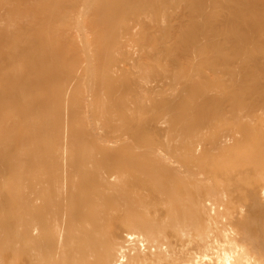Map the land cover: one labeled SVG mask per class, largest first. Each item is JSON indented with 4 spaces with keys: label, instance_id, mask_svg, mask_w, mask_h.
<instances>
[{
    "label": "bare ground",
    "instance_id": "bare-ground-1",
    "mask_svg": "<svg viewBox=\"0 0 264 264\" xmlns=\"http://www.w3.org/2000/svg\"><path fill=\"white\" fill-rule=\"evenodd\" d=\"M65 1L60 4L59 0H7L0 5V104H3L7 118L0 121L5 126L0 127V133L3 132L0 152L6 153L3 161L0 157V167L6 165L4 170L0 169V211L10 198L20 197L24 203L21 204L23 208L19 206L21 220L15 217L17 221L13 225L5 226L10 223L6 214L9 207L4 205L7 210L0 212L8 217L7 223H3L5 216H0L3 219L0 224V264H264V178L260 182L264 170L263 174L259 173L264 168L257 170L260 168L255 164L258 160L252 156L264 150V0H163L166 6H159L166 7L168 20L163 19L161 25L167 23L169 34L174 33L170 43L180 40L178 45H173L179 46L175 53V47L166 41L169 36L165 28L167 32H158L157 39L156 34L152 35L151 39L156 40H150V37L148 42L145 40L148 45L145 42L141 45L143 41L139 43L146 50L137 52L136 42L141 41L139 39L151 28L146 23L148 30L144 26V32L141 31L143 22L138 21L145 10L140 12L141 15H138L139 11H143L145 5L149 7V0L147 3L143 0V7L140 0H136L140 3L138 6L131 3L132 0L117 1L128 7L132 4V9L126 6L124 9L121 4L117 7L116 0L111 4L107 3L110 0ZM154 1L157 3L158 0ZM154 1L151 3L156 5ZM81 2L84 6H79ZM104 5V11H100ZM116 7V10L123 7L128 14L132 10L133 16L129 15L132 19L125 17L132 23L118 22L125 14L122 15L123 10L116 16L111 11ZM96 9L106 17L103 13V17L98 15ZM106 9L110 10L108 14ZM144 9L149 10L146 6ZM158 9L153 10L152 19L150 17L151 20L156 17V22ZM65 13L73 24L80 19L82 25L87 19L80 26L81 33L79 26L72 24L79 35L74 33L73 37H68L66 34L65 37L60 31L64 41L75 36L82 40L83 35L82 41L73 39L82 47L80 44L79 47L68 46L71 39L67 46L66 41L58 46L61 39L58 20L64 23L66 19H60L67 18ZM110 13L117 17L118 23L109 17ZM160 13L163 15L164 11ZM73 15L76 19L80 17L74 21ZM135 15L141 24L137 27L141 32H138L141 36L145 34L141 37L136 32L138 41H133L136 34L130 31L136 23L133 21ZM106 21L114 24H111L113 28L110 26L112 29H108ZM156 22H153L154 26L160 30L162 27ZM120 23L122 32L129 31L135 36L130 34L136 48L132 44L121 47L123 42L118 43L127 38L124 37L127 33L122 35L113 30L120 28ZM154 26L152 30H156ZM152 30H149L150 34ZM118 33L123 38L120 36V39ZM92 35L96 41H92L95 40ZM159 38L166 42L162 39L160 44ZM125 40L124 43L129 39ZM164 42L174 49L167 48ZM62 44L63 54L59 48ZM151 45L157 46L152 47L157 53L153 58L157 60L151 58L156 65L150 59ZM162 45L170 50L167 52L171 57L178 56L175 58H179V68H182L178 69L182 72L175 70L174 67L179 65L175 58L166 57V61H171L167 62L168 66L165 61L164 65L162 61L159 63V58L166 56L162 53ZM74 46L83 51L79 49L81 52H78L76 48V53L69 52V56L79 55L72 62L67 60L64 52L69 54V49ZM129 46L137 51L130 47L127 52H136L131 56H139L132 59L130 54L126 55L131 63L124 62L129 66L122 70L121 60L119 63L117 53L112 49L126 51ZM178 49L181 51L177 52ZM113 52L116 54L114 59ZM158 52L163 56L158 57ZM115 62L121 66L118 70ZM161 63L169 74L160 72L163 69ZM169 64L174 70L168 68ZM52 70H58L52 74L53 78H58L56 83L50 77ZM150 70L156 74L150 76ZM52 81L56 84L54 88ZM50 82L53 89L48 90L51 93L48 94L40 84L47 87ZM175 83L178 86L171 87L181 90V93L177 91L180 97L176 91L173 95L169 88ZM39 87L42 91L37 89ZM170 89L171 93L168 92ZM165 91L170 94L164 96ZM173 96H178V105ZM49 101L52 103L50 108L47 106ZM6 121H9L8 127ZM178 121H182V125H175ZM185 131L189 135L180 137ZM36 137H41L44 143L48 141L47 146L42 145L40 149L41 144L37 146L35 142L41 140ZM159 137L164 139L158 141ZM14 147L18 151L15 154L20 155L26 150L29 161L34 157V149L35 152L40 149L39 153L44 156L40 159L49 163L38 170L39 173H36L37 169L32 171L37 175L34 183H27V174L24 176L21 172L22 177L7 175L11 171L9 162L13 164L16 160H8L14 153L11 154L10 149ZM213 151L225 156L224 161L230 156L234 165L225 161L222 168L215 166L217 171L210 169L212 174L216 172L213 176L210 175L211 167H206L211 163L209 159V163L208 160L202 162L206 165H202L201 171V167H197V164L201 165L199 159L214 156ZM7 152L11 154L8 157ZM240 152L244 155L243 158L239 156L242 160L250 154L255 160L250 162L247 158L249 166L244 162L248 166L244 165V170L253 168L250 165L254 164V170L259 167L256 172L244 173L241 164V168L239 164L236 167L235 159L238 161ZM30 168L34 169L33 166ZM196 168L200 170L196 171ZM200 171L198 174L204 173L200 176L202 179L192 178ZM206 171L210 176L205 174ZM190 178L198 185L200 180L209 183L212 179V183L208 187H197ZM219 178L224 180L220 181L221 186L227 185L226 200L216 198L217 190H222L221 186L217 189ZM225 186L219 193L223 197ZM214 199H219L217 203H220L217 205ZM8 205L12 208L14 204ZM193 233L198 236L192 237Z\"/></svg>",
    "mask_w": 264,
    "mask_h": 264
},
{
    "label": "rangeland",
    "instance_id": "rangeland-1",
    "mask_svg": "<svg viewBox=\"0 0 264 264\" xmlns=\"http://www.w3.org/2000/svg\"><path fill=\"white\" fill-rule=\"evenodd\" d=\"M1 1H3V3H2ZM5 1H7V0H0V5H1V6L4 5V4L6 3ZM61 1H62V0H59V3H60ZM64 1H65V0H64ZM66 1H68V0H66ZM66 1H65V2H66ZM85 1L88 2V0H85ZM85 1H84V2H85ZM97 1H98V0H97ZM105 1H106V0H105ZM105 1H104V2H105ZM108 1H109V0H108ZM111 1H112V0H110V2H107V1H106V2H107L108 4H111ZM117 1L123 3L124 0H116V3H114V4H115V5L117 4V5H116L117 7H118L119 4L123 5L122 3H119V2H117ZM129 1H130V0H129ZM141 1H143V0H140V2H141ZM147 1H148V0H147ZM153 1H154V0H153ZM84 2H83V3H84ZM104 2H103V3H104ZM106 2H105V3H106ZM127 2H128V0H127ZM133 2H134V3H133ZM138 2H139V1H138ZM143 2H144V1H143ZM143 2H142V5H141L142 7H143V4H145L146 0H145L144 3H143ZM154 2H155V1H154ZM158 2H159V3H158ZM62 3H63V2H62ZM83 3L81 2L79 6H82V5L84 6ZM99 3H102V1L99 2ZM131 3H133V4L135 5V4L137 3V1H136V0H134V1L132 0ZM146 3H147V2H146ZM148 3L150 4L149 7H147V5H145L146 8L149 9V10H147L148 12L146 11V9H144V8H145V6H144V7H143V11H139L138 15H141L142 13H140V12H144V10H145V12H147L148 14L146 13V15H145V14H144L145 12H144L143 15H142L143 19H142V17L140 18V19H142V20H140V19L138 18L139 16L137 17L139 22H140V21L143 22V24H142L143 26L140 24L141 22L138 23V21H136L135 18H136L137 15L134 16V19H135V20H133V21H134V22L136 21V23L133 22L135 25L132 27V30H130V31H133L132 33H133L134 35L136 34V37H135L132 33H129V31L126 32V31L124 30V31L122 32V30H123V29H122V26H123V25H121V24H122L123 22H125V21H126L125 23H127V24H125V25H129L130 23H132L131 21H129V20L132 19L131 16H129V15L131 14V15L133 16L134 13H133L132 10H131V13L128 14L127 12H125L124 9H127V8H128V9H132L134 6L132 7V4H131V6L129 5V7H128V5H125V6L127 7V8H125V6L123 5V6H124V9H123V7H121L122 10H121V9H120V10H116L117 7L115 8L116 12H115V10H111V11H114V13H116V16H117V15H121L123 10H124V13H123L122 15H124V14L126 15V16H125V15L122 16V17H124V18L121 17L122 19H124V21H122L121 18L119 19V20H121V21L118 20V22H122V23L119 24L121 27L119 26L120 28H117V30L113 29V30L116 31V32L119 31L120 34H121V32H122V35L124 34V32L127 33V34H126L127 36L124 34V37H127V38H124L123 40H124V41H126L125 39H129V40H128L127 42H125V43H124V41H121V40L119 41V40H118V35H119V38H120V36H121L119 33H118V35L116 36L117 40L119 41V42H118V41L116 40V42H118V43H120V42L122 43V42H123V44L121 45V47H126V46L131 45V44L133 45L132 38L135 37V39H133V41H136V40H137L136 38L139 39V37H138L137 34H138L139 32H141V31H143L142 28H143V29L146 28V29L148 30L147 25L150 26L151 28H150V27H149V28L152 30V26L155 25L153 22H156V20H155L156 17H155V19L151 20V19H152V11L154 10V11L156 12V10L158 9L157 6L159 7V9H158V11H157L156 14H157V16L159 17V19L157 20L156 23H157V24L159 23V26H160L161 23H164V22H162L163 19L168 20L167 17H166V16H167V15H166V14H167L166 7H164L165 9H163V8H161V7H163V6H159L160 4L166 6V4H164L165 1L163 2V0H158L157 3L155 2L157 6H156L155 4H152L153 2L151 3V0H149ZM60 4H61V3H60ZM87 4H88V3H87ZM114 4H112V5L115 6ZM124 4H126V1H125ZM127 4H128V3H127ZM129 4H130V3H129ZM76 5H77V4H76ZM136 5H137V6L140 5V3H139V4L137 3ZM1 6H0V8H1ZM60 6H61V5H60ZM79 6H77V7L80 8ZM85 6H86V4H85ZM99 6H100V5H99ZM113 6H110V5L108 6V5H106L107 8H109V7L111 8V7H113ZM81 8H82V7H81ZM85 8H87V6H86ZM102 8H103V9H102ZM119 8H120V7H119ZM119 8H118V9H119ZM156 8H157V9H156ZM83 9H84V8H83ZM83 9H82V11H83ZM88 9H89V8H88ZM88 9H87V10H88ZM101 9H102V10H101ZM104 9H105V5H104L103 7L100 8V11H104ZM111 9H112V8H111ZM0 10H1V9H0ZM96 10L99 12V9H96ZM106 10L108 11L109 9H106ZM106 10H105V11H106ZM82 11H81V12H82ZM128 11H129V10H128ZM133 11H134V10H133ZM149 11H150V12H149ZM161 11H162V12L164 11V13H163L164 16L160 13ZM84 12H86V11H84ZM88 12H89V10H88ZM88 12H87V13H88ZM109 12H110V10H109L108 12H106V13L108 14ZM119 12H120L121 14H117V13H119ZM134 12H135V11H134ZM155 12H154V13H155ZM158 12H159L160 14H159ZM89 13H90V12H89ZM101 13H103V12H101ZM101 13L99 12L98 15L102 16ZM112 13H113V12H112ZM154 13H153V17H154V15H155ZM62 14H64V13H62ZM65 14H66V13H65ZM82 14H83V13H82ZM103 14H104V13H103ZM110 14H111V13H110ZM136 14H137V12H136ZM150 14H151V15H150ZM104 15H105V14H104ZM144 15H145L146 17H144ZM60 16H61V15H60ZM63 16H64V15H63ZM69 16H71V15H69ZM73 16H74V15H73ZM75 16H76V14H75ZM75 16H74V18H75ZM78 16H79V15H78ZM116 16H115V15L113 16V14H111L109 17L113 19V22H114V20H116V23H118V22H117V17H116ZM127 16H128V17H127ZM66 17H67V18H64V19L61 18V19H60V20H65V19H66L64 23H62V21L60 22V21L58 20V22L61 24L60 27H59V25L57 26V28H59V29H57V30H59L58 33H60V31H61L62 33L65 34V37H67L68 34H69L68 37H71V36L73 37V36H74V33H75V35H79V34L81 33L80 26H82L83 23L85 22V20H87V19L85 18L84 21H83V23L81 22L82 25L79 23V22H80V21H79L80 19L78 20V23H79L80 25L77 23V21L74 23V24H76L77 26H79V29H78V27H77L78 31L80 32V33H79L78 31L75 32L76 28L74 29V26H76V25H74L72 22H70V21H71V20H70L71 17H68L67 14H66ZM79 17H80V16H79ZM79 17H78V18H79ZM102 17H103V16H102ZM104 17H106V15H105ZM109 17H108V18H109ZM125 17H127V19L129 18L128 22H127V19H126ZM147 17H148L149 19H148ZM150 17H151V19H150ZM163 17H166V18H163ZM74 18H73V19H74ZM78 18H77V19H78ZM88 18L92 19V18L89 17V16H88ZM77 19L75 18L74 21L77 20ZM90 19H89V20H90ZM104 19H105V18H104ZM112 19H111V22H112ZM160 19H161V21H160ZM105 20L109 21L110 19H109V20H108V19H105ZM74 21H73V22H74ZM107 21H106V23H107ZM147 21H148V22H147ZM152 21H153V22H152ZM69 22H70L71 24H70ZM89 22H90V21H89ZM89 22H88V23H89ZM109 22H110V21H109ZM109 22L107 23V24L109 25L108 29L110 28V26H111V24H112V23L109 24ZM166 22H167V21H166ZM166 22H165V23H166ZM85 23H86V22H85ZM90 23H91V22H90ZM116 23H115V24H116ZM137 23H138V24H137ZM146 23H147V25H144V24H146ZM149 23H150V25H149ZM65 24H66V25H65ZM72 24H73L74 26H72ZM123 24H124V23H123ZM64 25H65V26H64ZM112 25H114V24H112ZM136 25H138V26H136ZM140 25H141V27H140V28H141V29H140L141 31H139V29H138ZM130 26H131V25H130ZM144 26H145V28H144ZM105 27H107L106 24H105ZM111 27H112V26H111ZM115 27H118V25H117V26L115 25ZM115 27H114V28H115ZM134 27H136V28H134ZM137 27H138V28H137ZM154 27H155V28H154ZM154 27H153V29H156V30H152L153 33H151V34H150L151 31H149L150 29H149L148 31L145 30V31H147V32H145V33L148 34V36H147V34H146V36L144 37L145 39L142 37V36L145 35V34H142V36H141V34L139 33L140 36H141L142 38L139 39V40H141V41H138V40H137L138 42H136V43H138V45L140 46V49H139V46L136 45V43H134V44L137 46V48H136V46L133 45V47H135L138 51H137V50H133V47H132V46H129V49H128V48H127V49L125 48L126 51L123 49V50L125 51L126 54L122 56V53H123L124 51L121 50V48H120V50H117L118 52L116 51L115 48H114L115 50L112 49L113 51H115V52L117 53V58H118L119 60H118L116 57H115V59H117V60L119 61V63H120V60H121V64H120V65H121L122 67L119 65V63L116 64L117 61L115 60V61H116V62H115L116 66H117V65L119 66V67H115V69L117 68L116 70H118L120 67H121V69L123 68L124 70H125V69L127 70V68H128L129 65L127 66L126 63H128V62L131 61V60H128V58L126 57V55L128 56V54H130V57H131L132 59H133V58H136L137 56H139L138 53H137L138 55L131 56L133 53L131 54V53H128L129 51L127 52V50H131L130 47H132V50H133V51H137V52H139V50H141L140 52H143V51L146 50V49H144L143 47H141V45L144 44L145 40L149 39V37H150V40L155 39V38L151 39L155 34H156V39H157V38L159 37L158 32H160V34H162V32H163L162 30H164L163 28H165V30H166V29H167V30L169 29L167 23H166V25H165V24L161 25L160 27H162V28H161L160 30H157V28H156L157 25L154 26ZM62 28H64V29H62ZM65 28H66V29H65ZM68 28H69L70 30H69ZM112 28H113V27H112ZM112 28H110V29H112ZM126 28H127V27H125V29H126ZM133 28H134V29H133ZM71 29H72V30H71ZM108 29H107V30H108ZM120 29H121V30H120ZM129 29H131V28H129ZM129 29H127V30H129ZM136 29H138V30H136ZM158 29H159V28H158ZM57 30H56V32H57ZM62 30H63V31H62ZM105 30H106V29H105ZM134 30H135V31H134ZM165 30H164V32H167V31H165ZM109 31H110V30H109ZM138 31H139V32H138ZM156 31H157V32H156ZM90 32H92V31H89V33H90ZM105 32H106V31H105ZM107 32H108V31H107ZM107 32H106V33H107ZM116 32H115V33H116ZM136 32H138V33H136ZM143 32H144V31H143ZM143 32H142V33H143ZM155 32H156V33H155ZM62 33L59 34V36H61V39L63 38L62 35H64V34H62ZM76 33H79V34H76ZM82 33H83V32H82ZM89 33H88V34H89ZM108 33H110V32H108ZM111 33H112V31H111ZM111 33H110V34H111ZM128 33H129V35H128ZM170 33H171V32H170ZM61 34H62V35H61ZM66 34H67V35H66ZM83 34H84V33H83ZM90 34H91V33H90ZM90 34H89L88 36H89L90 39H91L92 37H91ZM116 34H117V33H116ZM130 34H132L133 37H132V35H130ZM168 34H169V30H168V33H167V37L169 36V38H167L168 40H166V41L170 43V41H171L170 36H171V38H172V36H174V33H173V35H171L172 33L169 34V35H168ZM81 35H82V34H81ZM149 35H150V36H149ZM152 35H153V36H152ZM163 35H164V36H163ZM163 35H160V37H161V36L165 37L166 33H163ZM176 35H177V34H176ZM176 35H175V37H176ZM57 36H58V34H57ZM59 36L57 37V39H60ZM92 36H93V35H92ZM157 36H158V37H157ZM78 37H79V36H78ZM78 37H77V39H79ZM93 37H94V36H93ZM121 37L123 38V36H121ZM177 37H178V36H177ZM95 38H96V37H94V39H95ZM165 38H166V37H165ZM178 38L180 39V37H178ZM61 39L58 41V43H59L58 46H60V45H61L60 43H63V41H64V39H62V42H60ZM68 39H69V38H68ZM68 39L66 38V39H65L66 42L64 41V42L66 43V46H67V44H68L67 42H69V40H70L71 38H70L69 40H68ZM73 39H75V41H76V40H77V39H76V36L70 40V41H72V42H71L72 44L70 43L68 46L71 47V45H77V46L79 47L78 44H80V43H77V42L83 40V35H82V40L79 39V40H77V42H75ZM84 39H85V38H84ZM120 39H121V38H120ZM156 39H155V40H156ZM159 39H160V38H159ZM159 39H158V40H159ZM162 39H163V38H162ZM162 39H160L159 41L161 42ZM169 39H170V41H169ZM174 39H176V38H174ZM67 40H68V41H67ZM150 40H149V41H150ZM155 40H154V41H155ZM163 40L165 41V39H163ZM163 40H162V42H161L160 44L163 43ZM92 41H96V39H95V40H92ZM142 41H143V42H142ZM159 41H157V42H159ZM166 41H165V42H166ZM176 41H178V40L176 39ZM116 42H115V44H116ZM141 42H142V44L140 45L139 43H141ZM147 42H148V40H147ZM150 42H152V41H150ZM165 42H164V43H165ZM74 43H75V44H74ZM76 43H77V44H76ZM95 43H96V42H95ZM95 43H94V44H95ZM121 43H120V44H121ZM145 43H146V42H145ZM153 43H154V42H153ZM169 43H168V44H169ZM175 43H176V44H175ZM179 43H180V40H179ZM179 43L175 42V40H174V43L171 42L169 45L172 46V47H175V46H173V45H174V44H175V45H178ZM63 44H64V43H63ZM63 44H62L61 47H59L60 50H61V53H62V50H63V49H61V48L64 47ZM113 44H114V43H113ZM124 44H125V45H124ZM150 44H151V43H150ZM150 44H149V45H150ZM154 44H156V43H154ZM158 44H159V43H157V46H159L158 50H161V49H160V48H161V47H160V44H159V45H158ZM166 44H167V43H165L164 45L166 46ZM168 44H167V46H166L167 48H168V46H169ZM80 45H81V44H80ZM145 45H148V43H146ZM164 45H162V47L164 48V51H162V53L165 52V53H164V56H165V54H166V56L164 57L165 60L162 59V58H159V59H160L159 63H160L161 61H162V63L165 61L164 63L167 65V62H169L171 59L173 60L177 55H176L175 57H173V56L171 57V55L169 54V53H170V50H168L167 48H165ZM155 46H156V45H154V47H155ZM157 46H156V48H157ZM170 46H169V47H170ZM180 46H181V45H180ZM70 47H68V49H69ZM74 47H75V46H74ZM81 47H82V45H81ZM81 47H80L79 49H80L81 51H83V50H82L83 48H81ZM152 47H153V45H151L150 50H152V49L154 48V47H153V48H152ZM178 47H179V46H178ZM178 47H175V49H174V48H171V47H170V48H171V49H174L173 51H174V53H175V50H176ZM76 48H77V47H75V48L72 47V50L69 49L68 53H69V52H72V51L74 52ZM111 48H112V46H111ZM151 48H152V49H151ZM180 48H181V47H180ZM65 49H66V47H65ZM79 49L77 48L76 50L78 51ZM80 50H79V51H80ZM167 50H168L169 53L167 52ZM79 51H78V52H79ZM81 51H80V52H81ZM153 51H154V49L152 50V52H150V53H151V55H150V59L153 58V57H156V56H157V53L155 54L156 51H155V52H153ZM178 51H181V49H178L177 52H178ZM63 52H64V51H63ZM65 52H66V51H65ZM65 52H64V54H65V57L67 58V60H68V59H69V61H70V60H71V61H72V60H73V61L75 60L74 58H76L75 56H77V55H74V57H73V55H71V56H72V57H71V56H69L71 53L66 54ZM115 52L112 53V54H113V55H112V56H113V57H112L113 59H114V54H115ZM119 52H120V54H119ZM140 52H139V53H140ZM171 52H172V50H171ZM177 52H176V54H177ZM74 53H76V51H75ZM135 53H136V52H135ZM135 53H134V54H135ZM153 53H154V55H153ZM162 53H161V54H162ZM62 54H63V53H62ZM78 54H79V53H78ZM80 54H82V53H80ZM118 54L121 55V59H120V56L118 57ZM134 54H133V55H134ZM161 54H160V52H158V55H159L158 57H162L163 55L161 56ZM172 54H173V53H172ZM179 54H180V52H179ZM115 55H116V54H115ZM173 55H174V54H173ZM78 56H79V55H78ZM78 56H77V58H79ZM151 56H152V57H151ZM167 56H169V57H168V59H170L169 61H166V57H167ZM179 56H180V55H179ZM65 57H64V59H65ZM123 57H126L127 59H126V58L124 59ZM158 57H157V58H158ZM177 57H178V56H177ZM77 58H76V59H77ZM80 59H81V56H80ZM80 59H79V60H80ZM123 59L126 60V61H124ZM129 59H130V58H129ZM161 59H162V60H161ZM178 59H179V58H178ZM178 59H177V60H176V58L174 59V60H176V63L178 62L176 65L179 64L178 66H176L177 68H176V67H174V68H175V70H178L177 72L180 73V72H182L183 70H182V71H179V69L181 70L182 66H181V68H179V66H180L181 64H180V61H179ZM67 60H66V61H67ZM153 60L156 61L157 59H154V58H153ZM153 60L151 59V62L154 63V64L156 65V63L153 62ZM73 61H72V62H73ZM127 61H128V62H127ZM124 62H126V63H124ZM172 62H173V61H172ZM65 63H66L65 65H67V62H65ZM129 63H131V62H129ZM162 63H161V67L164 65V63H163V65H162ZM170 63H171V61H170ZM157 64H158V63H157ZM174 64H175V63H174ZM65 65H63V66H65ZM172 65H173V64H172ZM114 66H115V65H114ZM167 66H168V65H167ZM161 67H159V68H161ZM163 67H164V66H163ZM163 67H162V68H163ZM165 67H166V66H165ZM162 68H161V69H162ZM168 68L171 69L172 66H170V64H169V67H168ZM174 68H172V69L174 70ZM178 68H179V69H178ZM111 69L113 70V67H112ZM123 69H122V70H123ZM80 70H81V69H80ZM162 70H163V71H162ZM162 70L160 71L161 73L166 71L165 68H163ZM24 71L26 72L27 70H24ZM38 71L40 72V71H42V70H38ZM48 71H49V70H48ZM53 71H54V72H53ZM55 71H58V70H52L53 73L50 71V72H51V73H50V75H51L50 77L53 78L52 74L54 75V74L56 73ZM59 71H60V70H59ZM61 71H62V72H63V71L65 72V70H61ZM66 71H67V70H66ZM76 71H77V70H76ZM152 71H153V70H150V76L156 74V72H155V74H154V73H152ZM171 71H172V70H171ZM77 72L79 73L80 71L78 70ZM153 72H154V71H153ZM158 72H159V70H158ZM158 72H157V73H158ZM172 72L175 73V71H172ZM177 72H176V73H177ZM166 73H168V71H166L165 74H166ZM170 73H171V72H170ZM168 74H169V73H168ZM177 74H178V73H177ZM163 75H164V74H163ZM163 75L161 74V76H163ZM56 76H57V75H56ZM157 76H159V75H157ZM157 76H156V77H157ZM54 77H55V76H54ZM56 78H57V77H56ZM56 78H53L54 83H56V82H55V81H56ZM152 78H153V77H152ZM54 79H55V80H54ZM57 79H58V78H57ZM73 79H74V78H72V81H73ZM53 81H52V84H53V88H54L56 84H54ZM77 81H78V80H77ZM77 81H76V83H77ZM73 82H74V81H73ZM76 83H75V84H76ZM52 84H51V82L48 84V86H47V87H49L48 89H47V87H46L45 84L41 83L40 85H41V86H44V90H45V93H46L48 90H52V89H53V88H52ZM71 84H72V83H71ZM73 85H74V84H73ZM174 85H177V83L169 85V88H172L171 86H174ZM74 86H75V85H74ZM177 86H178V85H177ZM177 86H176V87H177ZM45 87H46V89H45ZM50 87H51V88H50ZM42 88H43V87H42ZM164 88H165V87H164ZM166 88H167V87H166ZM169 88H168V89H169ZM37 89H38V90L40 89L39 91H42L40 87L37 88ZM177 89H178V87H177ZM164 90H166V89H164ZM170 90H171V89H170ZM170 90H169V91L167 90V91L171 93L172 90H173L172 93H173V95H174V93H175L174 91H176V90H174L173 88H172L171 91H170ZM178 90H179V89H178ZM178 90H177V91H178ZM177 91H176V94H178ZM179 91H180V93H181V90H179ZM35 92H36V90H35ZM121 92H122V91H121ZM165 92H166V91H165ZM168 92H166L165 94L163 93V95H164V96H165V95L167 96L168 94H170V93H168ZM27 93H28V92H27ZM27 93H26V94H27ZM41 93H42V92H41ZM43 93H44V92H43ZM45 93H44V94H45ZM24 94H25V93H24ZM39 94H40V93H39ZM48 94H51V93H49V91H48ZM48 94H47V96H48ZM30 95H31V94H29L28 96H30ZM34 95H35V94L33 93V97H34ZM171 95H172V94H171ZM178 95H179V94H178ZM31 96H32V95H31ZM31 96H30V97H31ZM44 96H45V95H43V97H44ZM151 96H152V95H151ZM159 96H161V94H160ZM154 97L159 98L158 96H154ZM173 97H174V96H173ZM179 97H180V95H179ZM44 98H45V97H44ZM160 98H161V97H160ZM174 98H175V101H176V105H178L179 102H180L178 96H177V98H176V97H174ZM32 99H33V98L31 97L30 100H32ZM177 99L179 100V102H178ZM177 102H178V104H177ZM51 105H52V103H51V101H49L47 106H49V108H50ZM0 108H1L2 111H3V108H4L3 104H2V105L0 104ZM177 108H178V106H177ZM2 111L0 110V118H1V116H2V118L0 119V121H1V120L4 121V120L7 119V118L5 117V116H6V114H5V112H6V111H5V108H4V111H3V112H2ZM1 112H2L3 114H2ZM80 113H82V112H80ZM82 115H83V113H82ZM3 116H4V117H3ZM80 116H81V114H80ZM4 118H5V119H4ZM1 122H2V121H1ZM8 122H9V121H6V126H7V124L9 125ZM27 122H28V121H27ZM27 122H26V123H27ZM181 122H182V121H181ZM181 122L179 123V121H178V122H176V124H175V122H174L173 124H175V125H177V126H178V125H182L183 122H182V123H181ZM4 125H5V124H4ZM187 125H189V124H187ZM1 126H3L2 123H0V127H1ZM190 126H191V124H190ZM7 127H8V126H7ZM2 128H5V126H3ZM2 134H3V132L0 133V135H2ZM185 134H186V136H188V135H189V132L185 131V132H183L182 134L180 133L179 136L185 138V137H186ZM39 136H40V135H39ZM179 136H178V137H179ZM41 137H43L42 134H41ZM41 137H40V139H38L37 137H36V138H37L38 141H39V140H41ZM44 137H46V136H44ZM178 137H176V138H174V139H177ZM37 139H35V140H37ZM44 139H45V138H44ZM163 139H164V138H163ZM163 139L159 137V140H158V141H162ZM33 140H34L33 138L30 140L31 143L34 142ZM46 140H48V139H46ZM36 142H37V141H36ZM36 142H35V144H36L37 146H40V144H41L40 149H42V148H43L42 145H44V148H45V147L47 146L45 143H47L48 141H47V142L45 141V143H44L42 140L39 141L38 143H36ZM39 143H40V144H39ZM29 145H30V144H29ZM31 145H32V144H31ZM31 145H30V147L32 148ZM36 145H34V146H36ZM45 145H46V146H45ZM30 147H29V148H30ZM41 147H42V148H41ZM31 148H30V149H31ZM33 148H34V147H33ZM33 148H32V149H33ZM13 149H14V150H13ZM13 149H12V148L10 149L11 154L14 152V153L12 154L13 157L10 156V155H11L10 152H9V153L7 152V153H8V154H7V157L10 156V158H8V160H9V159H10L9 161H11V160H13V159H16V160L19 159V160H18V161L13 160V164H12V162H9L10 164H8V167H9L8 169H9V171H10V169H11V171H10L7 175L10 176V177H12V178H14V176H15V177H22L23 174H24V176L27 174L25 177H26V179H27V177H28L29 180H26V182L28 183V181H29V183H34V182H33V181L35 180L34 177L37 176V175H35V172H32V171H36L35 169H37L36 173H37V172L39 173L38 170H42V168H44V166L46 167V166H48V164H49V163H48V164H45V160L42 161V160L40 159L41 156H43L41 153H39V151H41V150L39 149V147H36V149H37V150L39 149V150H38V152H35V149H34V152H35V153L32 152L33 155H34V157L32 156L31 161H29L30 158H28V156H26L27 153H28V152H27V153L25 152L26 150H23L24 152H21V149H20V152H21V153L19 152V153H20V155H19V154H15V153L18 152V151L16 152L15 147H14ZM32 149H31V151H32ZM12 150H13V151H12ZM253 150H254V149H253ZM257 150H258V149H257ZM257 150H256V151H257ZM28 151H29V150H28ZM31 151H30V152H31ZM249 151H250V149H248V152H249ZM251 151H252V149H251ZM251 151H250L251 154H252V152L254 153V151H252V152H251ZM260 151H261V152H260ZM263 151H264V150H259V152H258L259 154H258L257 152H255V153H257V154H252L253 157L255 156L254 159H255V160H256V159L258 160L256 163H255V162H253V163L257 164V166H260V168L257 167V166L255 165L256 167H255V170H254V169H253V168H254V164H253V166L250 165V166L253 167V168H250V167H249L250 169H249V168H246V169L244 170V168H245L244 165H245L246 163H247L246 165L249 164V163L247 162V160L250 159V162H252L251 160H253V157H252V159H251V157H250L251 154H250V156H249V155H247L248 157L246 156L248 159H247V158H244V160H242L239 156H242L243 152H242V153L240 152V153L238 154V157H239L240 160L238 159V161H237V159H235V165H236V167H237V165L239 164L238 166H239V168H241V167H240V164H241V166L243 165L242 167H243V172H244V173H245V171H246V173H247L248 171H251L252 174H253V172H256L257 170H260V169L264 168V154L262 153ZM30 152H29V153H30ZM213 152H214V154H213L214 156H212V155H206V156H209V157H207V158H203V159H202V158L199 159L200 161H198V163H201V165H200V164H197V165H199V166H197V167H201V168H200L201 171H202L203 167L206 165V164H203V163H205V162H204L205 160H208V161H206V162H208V163H209V161L211 160V161H210L211 163H209L210 165H207L206 167L209 168V166H210L211 168H209V170H210V169H211V170L213 169L214 171H215V170L217 171V168H222L221 166H223V162L225 163V161L229 162L228 165H231V164L234 163V159H233V158L231 159L230 156H228L230 159L227 157L226 160L224 161V159H225L224 157H225V156H223V155L220 156L219 154H216L215 151H213ZM25 153H26V154H25ZM38 153H39L40 155H39ZM3 154H4V155H3ZM35 154H36V156H37V157H36V158H37V161H36V158H35ZM244 154H247L246 151H244ZM45 155H46V154H45ZM218 155H219V157H218ZM262 155H263V156H262ZM15 156H16V157H15ZM38 156H40V157H38ZM198 156H199V155H198ZM210 156H211V157H210ZM232 156H235V155H232ZM257 156H258V158H257ZM0 157L2 158V160H1V158H0V160L3 161V160H4V157H6V153H4V152H0ZM24 157H25V158H24ZM43 157H44V156H43ZM182 157H183V156H182ZM185 157H186V155H184L183 158H185ZM187 157H188V156H187ZM213 157H214V158H213ZM235 157H236V156H235ZM235 157H234V158H235ZM243 157H244V155L242 156V158H243ZM26 158H27V159H26ZM33 158H34V159H33ZM222 158H223V160H221ZM236 158H237V157H236ZM25 159H26V160H25ZM209 159H210V160H209ZM245 159H246V161H245ZM259 159H260V160H259ZM202 160H203V161H202ZM214 160H215V162H214ZM220 160L222 161V164L220 163ZM230 160H231V161H230ZM255 160H253V161H255ZM26 161H27V162H26ZM39 161H40V162H39ZM236 161H237V163H236ZM240 161H241V162H240ZM242 161H243V162H242ZM248 161H249V160H248ZM14 162H15V163H14ZM23 162H24V163H23ZM34 162H35V165H37V166L34 165ZM43 162H44V163H43ZM202 162H203V163H202ZM227 162H226V163H227ZM238 162H239V163H238ZM244 162H246V163H244ZM19 163L21 164V166L23 165V167H20ZM25 163H26L27 167H26ZM32 163H33V164H32ZM39 163H40V164H39ZM42 163H43V164H42ZM208 163H207V164H208ZM219 163H220V164H219ZM230 163H231V164H230ZM260 163H261V164H260ZM14 164H15V165H14ZM29 164H31V165L33 166V168H34L33 170L30 168V167H32V166L29 165ZM41 164H42L43 167H41ZM214 164H215V165H214ZM218 164H219V165H218ZM251 164H252V163H251ZM2 165H3V164H2ZM2 165H1V166H2ZM10 165H11V166H10ZM12 165H13V166H12ZM17 165H18L19 167H18ZM202 165H203V167H202ZM226 165H227V164H226ZM233 165H234V164H233ZM246 165H245V166H246ZM5 166H6V165H4L3 167H0V169H1V170H2V169L4 170V167H5ZM215 166H217V168H216ZM218 166H219V167H218ZM248 166H249V165H248ZM248 166H246V167H248ZM262 166H263V167H262ZM11 167H12V168H11ZM13 167H16V168H17V171H16V169H14ZM37 167H39V168H37ZM40 167H41V169H40ZM26 168H27V169H26ZM208 168H206L207 171H208ZM257 168H259V169H257ZM18 169H19V170H18ZM22 169L26 170L27 173H26V171H23ZM28 169H30L29 171H30L31 173L28 171ZM196 169H197L196 171L200 170L199 168H196ZM206 169H205V170H206ZM248 169H249V170H248ZM256 169H257V170H256ZM14 170L16 171L15 174H14ZM211 170H210L211 174H210V172H207V171L205 172V174L207 173V175H208V173H209L210 175H213V174L216 173V172H214V173L212 174V171H211ZM218 170H219V169H218ZM239 170H241V169H239ZM263 170H264V169H262L261 171H259V173H260V174H261V173L263 174V172H264ZM12 171H13V173H11ZM201 171H200V172H196V173H197V174H198V173H201ZM241 171H242V170H241ZM262 171H263V172H262ZM20 172L23 173V174H21ZM28 172H29V173H28ZM257 173H258V172H257ZM31 174H33V175H31ZM249 174H250V173H249ZM13 175H14V176H13ZM17 175H18V176H17ZM20 175H21V176H20ZM202 175H204V173H202ZM202 175H201V174H198L197 176L192 177V178H195L196 180H197V178L202 179V177H200V176H202ZM207 175H206V178H207ZM210 175H208V176H210ZM250 175H251V174H250ZM32 176H33V178H32ZM213 176H214V175H213ZM216 177H218V174H217ZM30 178H32V180H31ZM204 178H205V177H204ZM209 178H210V177H209ZM209 178H208V179H209ZM211 178H212V176H211ZM214 178H215V177H214ZM263 178H264V177H262V179H260V182H263ZM190 179H191V178H190ZM190 179H189V180H190ZM217 179H218V178H217ZM219 179H220V180H217V181H218V184H220V185H219V187H218L217 189L220 188V186H221V182H222V181L224 182V180H222L221 178H219ZM191 180H192V179H191ZM193 180H194V179H193ZM193 180H192V182H194L195 185L197 186L198 184H196V183H197L196 180H195V181H193ZM203 180H204V179H203ZM209 180H210V179H209ZM209 180H208V181H209ZM211 180H212V179H211ZM211 180H210V182H209L210 184L212 183ZM215 180H216V179H215ZM261 180H262V181H261ZM54 181H55V180H54ZM205 181H206V180H205ZM220 181H221V182H220ZM200 182L202 183V180H200ZM200 182L198 181V183H200ZM225 182H226V181H225ZM201 183H200L197 187H202V186H203V187H208V185H209L208 182L205 183V182L203 181V183H202L203 185H202ZM214 183H215V182H214ZM189 184H190V183H189ZM204 184H205V185H204ZM218 184L215 183L216 186H217ZM225 184H226V183H224V185L222 184V186H221L222 188H220V189H222V190H217L219 193H220V192H223V186H225ZM11 185H12V184H11ZM190 185H191V184H190ZM195 185L193 184V186H195ZM191 186H192V185H191ZM209 186H210V185H209ZM192 188H193V187H192ZM225 188H226V189H224V190L227 191V193L224 191V196H225V197H223V194H222V193H221L222 196L219 195V193H218L216 198H220V200H221V199H222V200H226V199H227V197H226V196L228 195L227 185L225 186ZM228 188H229V187H228ZM12 190H14V189H12ZM15 191H17V190H15ZM258 191H259V189H258ZM19 198H20V197H19ZM19 198H16V199H15V198H10V201L12 200L11 202L8 200V203H6V202H5V204L3 203L7 208L9 207L8 210L5 209V208H3L4 205L2 204L3 206L1 207V211L4 210V212H5V211L7 210V211H6V214L8 213L7 216H9L10 219H11V218H14V219H15V217H16V219H19V218H20V220H21V213H22L21 210H22V209L19 210V208H20L19 206L22 207V206L24 205V203H23V200H22L21 198H20V199H21V200H20ZM14 199L17 200V201H15ZM18 200H20L21 202L19 203ZM214 200H216V202H215V201H214V202H215L217 205L220 203V201H219V203H217L219 199H218V200H217V199H214ZM12 202H14V203H12ZM17 202H18L19 204H17ZM15 203H16V204H15ZM206 203H207V202H206ZM8 204H14V205H13L12 208H10V205H8ZM21 204H23V205H21ZM7 205H8V206H7ZM15 205H16V206H15ZM206 205L208 206V203H207ZM11 206H12V205H11ZM17 208H18V209H17ZM22 208H23V207H22ZM220 208H221V206H220ZM12 209H13V210H12ZM16 209H17V211H16ZM9 210H11L12 212H9ZM1 211H0V212H1ZM15 211L17 212V214H16ZM19 211H20V213H18ZM2 213H3V212H2ZM10 213H11L12 217H11ZM3 214H4V216H5V217H2V218H5L4 221H3V223H4V222H6L5 220L8 219V217L5 215V213H3ZM3 214H2V215H3ZM2 215H0V216H2ZM13 215H14V216H13ZM17 215H18V216H17ZM19 216H20V217H19ZM10 219H9V220H10ZM16 219H15L14 221H13V220H10V221L7 220V221L10 222V223L8 224V223L6 222L7 225L5 224V226L13 225V224L17 221ZM222 219H224V218H222ZM2 220H3V219L0 218V224H1V221H2ZM220 220H221V218L218 220V222H220ZM12 221H13V222H12ZM18 222H19V220H18ZM222 222H223V220H222ZM226 222L228 223V220H227V219H226ZM224 223H225V222H224ZM221 224H222V223H221ZM221 224L219 223V225H221ZM3 225H4V224H3ZM227 225H228V224H227ZM2 227H4V226H1V228H2ZM193 234H194V235H193ZM193 234H192V237H196V236H198L197 233H193ZM213 234H214V233H213ZM213 234H212V235H213ZM195 235H196V236H195ZM214 235H215V234H214ZM210 236H211V234H210ZM212 237H214V236H212Z\"/></svg>",
    "mask_w": 264,
    "mask_h": 264
}]
</instances>
